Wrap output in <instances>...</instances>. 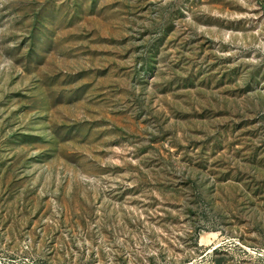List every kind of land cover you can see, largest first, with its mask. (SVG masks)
Here are the masks:
<instances>
[{
    "label": "rangeland",
    "instance_id": "rangeland-1",
    "mask_svg": "<svg viewBox=\"0 0 264 264\" xmlns=\"http://www.w3.org/2000/svg\"><path fill=\"white\" fill-rule=\"evenodd\" d=\"M218 260L264 264V0H0V264Z\"/></svg>",
    "mask_w": 264,
    "mask_h": 264
},
{
    "label": "trees",
    "instance_id": "trees-1",
    "mask_svg": "<svg viewBox=\"0 0 264 264\" xmlns=\"http://www.w3.org/2000/svg\"><path fill=\"white\" fill-rule=\"evenodd\" d=\"M190 261H191L190 259H187L185 260V263L190 262ZM192 264H197V263H192ZM217 264H221V261L218 260Z\"/></svg>",
    "mask_w": 264,
    "mask_h": 264
}]
</instances>
